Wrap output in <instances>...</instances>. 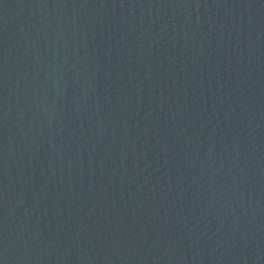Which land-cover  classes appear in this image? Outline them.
<instances>
[{
  "label": "water",
  "instance_id": "1",
  "mask_svg": "<svg viewBox=\"0 0 264 264\" xmlns=\"http://www.w3.org/2000/svg\"><path fill=\"white\" fill-rule=\"evenodd\" d=\"M2 264H264V0H0Z\"/></svg>",
  "mask_w": 264,
  "mask_h": 264
},
{
  "label": "snow or ice",
  "instance_id": "2",
  "mask_svg": "<svg viewBox=\"0 0 264 264\" xmlns=\"http://www.w3.org/2000/svg\"><path fill=\"white\" fill-rule=\"evenodd\" d=\"M0 264H2V262H0Z\"/></svg>",
  "mask_w": 264,
  "mask_h": 264
}]
</instances>
